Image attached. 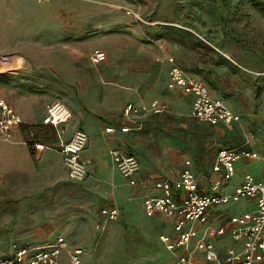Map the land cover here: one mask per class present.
Listing matches in <instances>:
<instances>
[{
  "label": "crops",
  "instance_id": "obj_1",
  "mask_svg": "<svg viewBox=\"0 0 264 264\" xmlns=\"http://www.w3.org/2000/svg\"><path fill=\"white\" fill-rule=\"evenodd\" d=\"M162 1L167 4V0H153L154 6L146 10V15L152 16L155 12L166 11L167 7L160 9L163 5L159 2ZM174 1L177 2L168 0L169 3H175ZM156 3L161 6L157 7ZM169 7L171 13L174 12V6ZM131 8L132 11L143 9L135 5ZM153 24L155 25L149 32L152 36H158L161 41L157 42V46H150L156 57L147 60L146 70L139 62L138 55L135 58L132 56L123 63L124 66L132 68L128 73L121 72L118 76L107 77L105 80L99 78L100 82L111 80L112 85L107 88L115 93L113 105L109 100V92L103 93L101 107L94 110L70 101L67 107L71 112V119L58 128L43 124L46 105L55 99L53 96L30 93L26 88H19L17 92L15 88L2 84L9 78L6 74H0V100L22 119L21 125L8 139H0V180L3 183L0 186V199L4 203L15 200L21 211L33 210L34 214L29 219L34 222L35 227L51 224L56 226V222L60 221L62 225L71 228L66 229L64 242L67 248H72L73 243H81L86 247L87 255L92 250L90 244L97 238L91 228L110 220L109 212L116 209L119 214L113 221L119 222L120 226H130L134 232L124 240L122 231L118 228L113 237L102 234L101 241L112 238L114 243H131L128 252L132 253V257L144 259L145 264H182L178 260L182 252L169 251L160 239L161 236L175 238L174 218L164 214L147 216L143 207L144 199L162 196L163 193L155 184L164 180H177L187 161L191 164L190 168L201 193L231 194L246 175L258 177L264 173V153H261L264 150L257 136L260 132L258 129L254 133L257 141L251 146L258 159L239 160L235 164V175L229 180H223L221 172L213 171L218 151L240 144V133L231 125L202 124L190 117L192 95L184 93L180 88H168L167 67L172 64L166 51H175V54L171 53L176 60L173 64L181 65L200 80L198 74H201L202 66L194 58V47L180 48V41L177 39L167 41V38H179V35L187 34L179 30L183 28L173 23L166 24V27H155L159 25L157 21ZM131 35H134V28H131ZM114 47L118 48L116 45ZM185 49L193 52L192 58L185 62L178 61L180 53L176 52ZM133 50L136 52L137 48ZM209 92L213 98L222 99L227 106L222 96L215 95L210 89ZM154 100L166 106L164 112H147L131 117L123 114L129 103L149 107ZM109 127L113 129L112 132L106 131ZM123 127H128L129 130L122 132ZM74 129L83 130L88 137L87 145L81 153L82 159L87 163V174L83 181L77 183L69 179L57 146L61 141H68ZM35 144L43 145V149L36 150ZM111 150H119L137 158L139 171L135 186H130L117 171L110 155ZM255 207L253 199H243L210 208L207 223L196 225L198 234L204 237L208 228L225 227V234L212 240L219 254L224 255L231 247L240 249L242 243L231 238L229 220L232 216L252 211ZM18 220L21 221V218ZM87 227L90 230L87 231ZM34 241L35 239L27 240ZM121 249L118 247L117 251ZM189 249L192 250V256L188 264H209L203 253L195 250L194 241ZM82 259L85 264L83 256ZM86 259V263L91 264ZM60 260L63 264L66 260L65 254H61Z\"/></svg>",
  "mask_w": 264,
  "mask_h": 264
},
{
  "label": "rangeland",
  "instance_id": "obj_2",
  "mask_svg": "<svg viewBox=\"0 0 264 264\" xmlns=\"http://www.w3.org/2000/svg\"><path fill=\"white\" fill-rule=\"evenodd\" d=\"M32 2L0 0V74L9 78L2 84L17 92L19 88H26L30 93L51 95L55 99L48 104L60 101L67 106L72 101L92 110L101 107L103 93L109 92L113 105L115 93L107 88L112 85L111 80L100 82L99 78L105 80L121 72L128 73L132 68L123 63L135 55L146 70L147 60L156 57L150 46H157L161 41L149 32L154 21L159 23L155 27L173 23L187 34L167 41L177 39L180 48L194 47V58L202 66L198 76L211 92L225 99L239 118L231 126L240 133V140L250 131L254 134L260 129L257 136L264 150V14L258 4L264 0H177L175 3L167 0V4L159 2L163 5L160 9L167 7L166 11L152 16L146 15V10L154 6L153 0ZM160 4L155 5L160 7ZM133 5L143 9L132 11ZM169 6H174L175 14ZM127 10L136 16L130 17ZM96 50L104 52L105 60L92 62L91 56ZM166 52L172 64L167 67L170 70L176 61L171 54L175 51ZM176 53H180L178 61L181 62L193 56L189 49ZM17 203L15 200L4 203L0 199V258L10 257L14 246L46 249L59 238L66 242V229L71 228L60 221L56 226L35 227L29 219L34 211H21ZM119 224L105 220L104 224L91 228L97 238L90 244L92 250L88 255L81 243L71 244L72 249H82L85 264L86 257L91 264H145L144 259L132 257L128 252L131 243H114L112 238L101 241L102 234L113 237L118 228L124 240L134 232L130 226ZM28 239L35 241L27 242ZM118 247L122 248L120 254ZM63 254L66 256L63 264H69L68 254Z\"/></svg>",
  "mask_w": 264,
  "mask_h": 264
},
{
  "label": "built area",
  "instance_id": "obj_3",
  "mask_svg": "<svg viewBox=\"0 0 264 264\" xmlns=\"http://www.w3.org/2000/svg\"><path fill=\"white\" fill-rule=\"evenodd\" d=\"M129 15H135L127 10ZM136 16V15H135ZM104 52L96 50L91 56L93 63L105 60ZM168 88H180L184 93L193 97L191 116L201 122L211 125L237 123L239 118L229 109L220 98L210 95L207 85L200 79L192 76L183 68L173 65L169 70ZM166 106L154 100L149 107L129 103L125 106V117L138 116L151 112L160 114ZM71 119V112L65 103L56 101L46 106V116L43 124L58 128L67 124ZM22 123L21 117L0 100V139H8L11 133ZM128 127L121 128L122 132ZM112 132L111 127L106 129ZM254 134L247 133L240 144L230 148H222L217 153L214 172H221L223 180H229L235 175V164L243 158L258 159V155L251 149ZM87 134L76 129L66 142H59L58 149L62 155L63 163L67 168L68 177L73 182H81L87 174V163L82 159L81 153L87 145ZM36 150H42L43 145L35 144ZM111 158L117 171L124 177L130 186L136 185V175L139 171V162L133 155L119 150L110 151ZM190 162H185L184 168L175 181H159L155 187L163 194L157 198H146L143 201L145 214L152 217L155 214H164L174 218L173 229L175 238L161 236L171 252H182L179 262L188 264L192 256L190 247L194 241L196 251L202 252L209 264H264V173L256 177L246 175L242 182L231 194H207L198 190ZM243 199H253L256 207L252 211L232 216L229 220L230 235L233 241L241 242L240 249L228 248L224 255H220L212 240L225 234L226 228H208L203 236H199L196 225L207 223V213L210 208L238 202ZM118 211L112 209L108 219L115 220ZM208 238V239H207ZM188 250V251H187ZM66 252L69 264H83L80 248H67L63 238L46 249L14 246L13 254L7 258H0V264H61L60 256Z\"/></svg>",
  "mask_w": 264,
  "mask_h": 264
},
{
  "label": "trees",
  "instance_id": "obj_4",
  "mask_svg": "<svg viewBox=\"0 0 264 264\" xmlns=\"http://www.w3.org/2000/svg\"><path fill=\"white\" fill-rule=\"evenodd\" d=\"M259 4V7H260V10L261 12L264 14V3H258Z\"/></svg>",
  "mask_w": 264,
  "mask_h": 264
}]
</instances>
